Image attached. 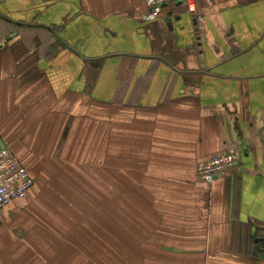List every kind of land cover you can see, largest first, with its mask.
I'll return each mask as SVG.
<instances>
[{
    "label": "crops",
    "instance_id": "1",
    "mask_svg": "<svg viewBox=\"0 0 264 264\" xmlns=\"http://www.w3.org/2000/svg\"><path fill=\"white\" fill-rule=\"evenodd\" d=\"M196 5L0 0V264H264V0Z\"/></svg>",
    "mask_w": 264,
    "mask_h": 264
},
{
    "label": "built area",
    "instance_id": "2",
    "mask_svg": "<svg viewBox=\"0 0 264 264\" xmlns=\"http://www.w3.org/2000/svg\"><path fill=\"white\" fill-rule=\"evenodd\" d=\"M144 3L147 9L146 21L157 19L163 7L170 4H179L189 14H195L197 10L196 0H144ZM235 165L234 153L213 156L198 167L197 179L211 184L224 177ZM33 185L34 179L29 170L7 146L0 144V210L23 200Z\"/></svg>",
    "mask_w": 264,
    "mask_h": 264
}]
</instances>
